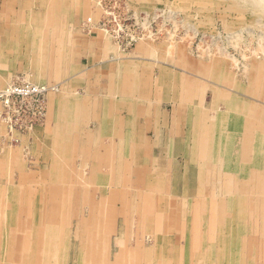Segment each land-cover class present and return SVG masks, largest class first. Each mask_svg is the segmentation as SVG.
<instances>
[{
	"label": "crops",
	"instance_id": "obj_1",
	"mask_svg": "<svg viewBox=\"0 0 264 264\" xmlns=\"http://www.w3.org/2000/svg\"><path fill=\"white\" fill-rule=\"evenodd\" d=\"M77 1L47 0L46 11L35 9L34 16L33 9L24 8V0L0 1V88L14 79L12 65L18 62L12 60L15 52L9 49L16 41L11 39L30 31L29 16L42 18L40 26L35 19L36 33L42 36L51 29L49 33L63 37L60 52L48 40L41 44L52 48L50 60L46 51L40 53L46 59L40 63L66 65L65 77L62 70L50 74L60 87L47 97L46 119L38 131L44 143L33 141V156L11 172L9 191L38 193L34 207L39 222L59 225L58 217L64 214L68 221L60 228L79 232L83 240L92 234V225L102 222V256L109 258L134 248L123 241H146L149 256L156 245L149 241H169L172 246L173 239H186V230L180 234L182 228H172L186 225L184 199H195L196 219L201 218L203 202L209 207L214 196L230 202L228 208L239 203L252 207L251 223L264 224V195H256L264 193V100L237 93L242 103L236 105L231 98L236 92L225 93L222 90H228L212 78L176 67L183 66V60L174 65L159 48L147 44L121 53L103 33L89 35L76 27L75 20L84 15L76 12ZM55 16L65 19L44 28L43 18ZM11 153L22 155L20 149ZM29 177L46 180L45 187L28 188ZM155 198L163 201L157 204ZM18 201L19 207H31L21 196ZM181 215L185 221L179 224L176 217ZM48 216L53 219L44 220ZM61 229L58 232L66 230ZM156 232L162 233L160 238ZM179 245L174 249L184 254ZM89 251L84 255H96Z\"/></svg>",
	"mask_w": 264,
	"mask_h": 264
},
{
	"label": "rangeland",
	"instance_id": "obj_2",
	"mask_svg": "<svg viewBox=\"0 0 264 264\" xmlns=\"http://www.w3.org/2000/svg\"><path fill=\"white\" fill-rule=\"evenodd\" d=\"M24 2L26 10L33 9L30 12L33 16L35 9L38 12L46 11L44 7L47 0ZM76 12H84L81 18L75 20L76 27L85 29L89 35L95 31L103 33L123 54L132 52L138 44H147L159 48L174 65L175 61L183 60V66L176 64V67H185L193 75L196 71L197 75L212 78L213 83L228 90H222L225 93L236 92L231 97L236 105L242 103V97L237 93H251L252 100H264V0H78ZM27 18L30 31L21 33L20 39H11L16 41V46L9 49L15 52L12 60L18 62L12 65V70L16 71L14 79L0 88V92L15 84L46 87V110L42 124L32 130L20 129L22 122L13 123V127H9L0 101V158L5 160V163L3 160L0 162V190L3 189L0 191V264H102L108 263L109 259L112 262L120 261V264H264V224H252L254 209L246 205L244 207L243 203L232 209L226 206L230 202L223 203L212 196L210 206L205 207L208 203L203 202L201 218L196 219L195 199H184L182 203L183 208L187 209L186 225L172 227L175 232L182 228L178 230L180 234L186 230V239L182 238L181 245L178 239L170 242L172 246H168L169 241L155 239L149 241V244H156L154 252L145 256V252H148L145 251L146 241H123L125 245L134 244V248L125 249L123 256L109 258L102 256V226H99L102 222L92 225V234L88 232L87 239L83 240L79 232L73 234L68 227L60 228L64 221H68L64 214L58 217V221L62 222L59 225L39 222L34 207L38 204L35 202L38 193L9 191L8 186L14 181L11 172L18 171V166L33 156V141L44 143L38 131L46 119L47 97L58 92L60 87L51 80L50 74L62 70L61 76L65 77L63 70L66 65L40 63L46 60L41 59L40 53L46 51L49 56L47 60H50L52 48H43L41 44H48V40L60 52L63 37L49 33L51 29L41 36L40 32L36 33L35 19L39 20L40 26L42 18ZM61 19L65 18H43L44 28L56 25ZM77 38L79 36L75 33ZM133 38H136L135 42H132ZM58 83L65 85L62 83L67 81ZM54 135L58 136L57 133ZM46 148L51 149V146ZM14 149H20L22 155L18 157L12 154ZM190 176L193 182L194 177ZM180 179L183 181L188 177ZM26 182L28 188L32 186V190L34 185H46V180L40 177H29ZM256 195L261 197L264 193ZM20 196L27 199V204L33 208L19 207ZM160 201L163 198L157 199L156 203ZM183 218L181 215L176 220L180 224L185 221ZM51 219L53 217L48 216L44 220ZM166 221L171 226L175 223L174 220ZM58 228L66 230L58 232ZM161 234L156 232L157 237ZM178 245L184 254H178L174 249ZM86 251L96 255L85 256ZM76 252L78 256L71 255Z\"/></svg>",
	"mask_w": 264,
	"mask_h": 264
},
{
	"label": "built area",
	"instance_id": "obj_3",
	"mask_svg": "<svg viewBox=\"0 0 264 264\" xmlns=\"http://www.w3.org/2000/svg\"><path fill=\"white\" fill-rule=\"evenodd\" d=\"M136 38L132 39L135 42ZM47 88L33 84H15L0 92V101L9 127L22 122L20 129L32 130L44 120ZM15 119V121H13Z\"/></svg>",
	"mask_w": 264,
	"mask_h": 264
},
{
	"label": "bare ground",
	"instance_id": "obj_4",
	"mask_svg": "<svg viewBox=\"0 0 264 264\" xmlns=\"http://www.w3.org/2000/svg\"><path fill=\"white\" fill-rule=\"evenodd\" d=\"M53 10V9H52ZM47 18V17H46ZM60 22V21H59ZM85 26V25H84ZM55 28V27H54ZM58 28V27H57ZM120 44V43H119ZM68 111V110H67ZM66 123V122H65ZM206 129V128H205ZM206 132V131H205ZM206 135V134H205ZM102 137V136H101ZM206 137V136H205ZM122 138V137H121ZM209 138V137H208ZM205 140V139H204ZM99 141V140H98ZM101 142V141H100ZM111 144V143H110ZM116 144V143H115ZM202 144V143H201ZM104 145V144H103ZM118 149V148H117ZM102 150V149H101ZM61 152V151H60ZM118 154V153H117ZM119 159V158H118ZM117 159V160H118ZM149 159V158H148ZM121 161V160H120ZM162 170V169H161ZM161 173H163V172H161ZM145 179V178H144ZM120 182H121V180H119ZM141 186V185H140ZM139 186V187H140ZM145 186V185H144ZM149 186H151V185H149ZM173 186V185H172ZM177 189V188H176ZM139 190V189H138ZM171 190V189H170ZM163 191H164V189H163ZM165 192H167L166 190H165ZM171 192V191H170ZM175 192V191H174ZM176 193V192H175ZM224 195V194H223ZM130 199V198H129ZM198 199V198H197ZM131 204V203H130ZM76 206V205H75ZM74 206V207H75ZM129 207V206H128ZM127 213V212H126ZM255 213V212H254ZM128 214V213H127ZM130 214H133L134 215V212L133 213H130ZM246 214H244L243 216H245ZM132 219V218H131ZM133 220V219H132ZM134 221V220H133ZM128 222V221H127ZM126 224H128V223H126ZM148 230V229H147ZM203 235H205V234H203ZM181 243V242H180ZM192 245V244H191ZM39 246V245H38ZM195 248V247H194Z\"/></svg>",
	"mask_w": 264,
	"mask_h": 264
}]
</instances>
